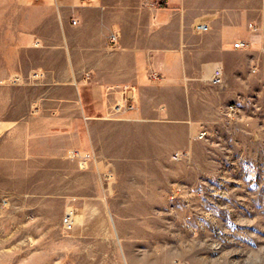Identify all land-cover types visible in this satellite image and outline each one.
I'll return each instance as SVG.
<instances>
[{
  "label": "crops",
  "instance_id": "crops-1",
  "mask_svg": "<svg viewBox=\"0 0 264 264\" xmlns=\"http://www.w3.org/2000/svg\"><path fill=\"white\" fill-rule=\"evenodd\" d=\"M252 3L254 13L247 0H17L46 13L47 33L39 20L17 32L11 66L0 62V81L40 76L0 87L1 209L17 218L0 232L40 250L70 213L71 242L95 250L71 263L152 264L144 234L153 202L167 201L169 155L215 127V71L225 81L237 56L264 54L263 7ZM124 87L134 108L109 118ZM71 150L93 158L80 164Z\"/></svg>",
  "mask_w": 264,
  "mask_h": 264
},
{
  "label": "rangeland",
  "instance_id": "rangeland-1",
  "mask_svg": "<svg viewBox=\"0 0 264 264\" xmlns=\"http://www.w3.org/2000/svg\"><path fill=\"white\" fill-rule=\"evenodd\" d=\"M247 1L254 13L255 5ZM258 1L264 12V0ZM43 16L42 9L0 0V62L11 66L17 32H30L39 20V32L47 33ZM233 65L225 81L217 69L221 82H210L224 97L215 127L202 130L203 138L201 132L191 136L181 160L169 155L167 201L153 202L152 231L144 234L152 244V264H264V54L243 52ZM38 77L13 74L0 87L34 83ZM2 204L0 226L16 225ZM74 224L71 219L69 228L61 226L51 243L41 240L40 250L31 239L16 247L17 234L0 232V264H75L74 257L94 255L85 241L69 239Z\"/></svg>",
  "mask_w": 264,
  "mask_h": 264
},
{
  "label": "built area",
  "instance_id": "built-area-1",
  "mask_svg": "<svg viewBox=\"0 0 264 264\" xmlns=\"http://www.w3.org/2000/svg\"><path fill=\"white\" fill-rule=\"evenodd\" d=\"M75 22H73L74 24ZM197 31H205L206 30V26L204 25H200V26H197L196 28ZM255 30V29H253ZM117 36L115 34H111L109 36V43L111 46H116L117 45ZM250 47V44L248 42H241V41H238V42H235L234 43V48L235 49H248ZM151 79L152 80H159L161 77L156 74V73H152L150 75ZM15 82L18 81L17 79L14 80ZM211 82L213 84H219L221 82V78H220V72L219 71H216L215 72V77L211 80ZM107 91H110V90H107ZM129 91V88L127 87H124V88H121L119 89V94H120V99L118 102H116L115 104H113L110 109H109V118H112L114 116H117L119 115L123 110L125 109H133L134 108V103L133 102H129L126 94L128 93ZM233 107L230 106L229 109H228V112L230 113L232 111ZM206 132H201L199 134V138H203L205 136ZM68 156L70 158H73V159H77L80 164H84L86 162H89L93 156L89 153H83V152H80L78 150H71L68 152ZM184 156V153H176L174 154L173 156V159L175 161H179L181 160V158ZM63 222V225L64 227L66 228H69L71 226V214L70 213H67L65 215V217L63 218L62 220Z\"/></svg>",
  "mask_w": 264,
  "mask_h": 264
}]
</instances>
